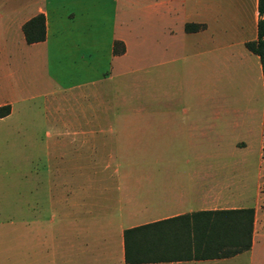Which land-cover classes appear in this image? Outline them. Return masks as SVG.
Here are the masks:
<instances>
[{
	"label": "crops",
	"instance_id": "0c3cea01",
	"mask_svg": "<svg viewBox=\"0 0 264 264\" xmlns=\"http://www.w3.org/2000/svg\"><path fill=\"white\" fill-rule=\"evenodd\" d=\"M38 13L45 37L28 42L22 26ZM258 18V0H0V105L11 106L0 120L23 116L20 188L49 190L55 214L25 222L21 264H264V190L257 176L252 190L237 166L249 156L198 153L204 141L261 129L264 70L245 45ZM40 103L44 138L27 118ZM172 146L187 154H166ZM250 207L247 249L208 255L182 242L171 250L164 229L147 260L125 259L127 228Z\"/></svg>",
	"mask_w": 264,
	"mask_h": 264
},
{
	"label": "rangeland",
	"instance_id": "374dc122",
	"mask_svg": "<svg viewBox=\"0 0 264 264\" xmlns=\"http://www.w3.org/2000/svg\"><path fill=\"white\" fill-rule=\"evenodd\" d=\"M238 85L245 86V82L238 83ZM245 104L244 98L243 100L236 99L234 106H244ZM46 113L43 103H40L38 110L27 116L28 120L39 126L42 138H44V130L47 127ZM22 117L18 112H14L3 121L0 120V125H7L11 129H15L11 132L0 129V264H21L20 241L21 235H26L25 222L34 226L36 220H47L55 216L49 204V190H33L34 184L31 185L32 190H21L20 188V173L26 164L19 162L20 148L16 128L21 123ZM243 134L242 131H236L234 141L231 137L229 138V134H227V138L223 135V140L217 143L204 141L203 146L198 149V153L233 155L235 157L249 156L247 162L239 163L237 166H240L241 172L242 167H245V174L249 176L252 190L256 184V176L260 182L259 189L264 190V116L261 119L259 131L252 132L251 137L245 139L242 137ZM168 153L172 157L187 154L185 148L177 146L166 150V154ZM164 165L166 164H141L144 169L156 167L157 170L163 169ZM35 166L32 164V169ZM176 166L178 164L173 166L175 170ZM38 167L42 168V165L39 164ZM30 234H34V232L28 231V235Z\"/></svg>",
	"mask_w": 264,
	"mask_h": 264
},
{
	"label": "trees",
	"instance_id": "16d2710c",
	"mask_svg": "<svg viewBox=\"0 0 264 264\" xmlns=\"http://www.w3.org/2000/svg\"><path fill=\"white\" fill-rule=\"evenodd\" d=\"M258 13L257 38L246 41L245 45L259 56L264 70V0H258ZM201 26V23H186L185 28L194 30ZM22 28L28 42L44 39L46 33L44 15L38 13L32 16ZM123 50V42L115 40L113 52L119 53ZM10 110V104L0 105V117L9 114ZM253 214L252 207L199 210L127 228L124 231L125 259L131 262L147 260V257L142 256L152 250L151 242L154 238L157 241L162 240L164 229L170 231L171 250H177L176 246L179 243L188 242L190 246L193 245L195 251L204 254L218 256L233 254L249 248Z\"/></svg>",
	"mask_w": 264,
	"mask_h": 264
}]
</instances>
